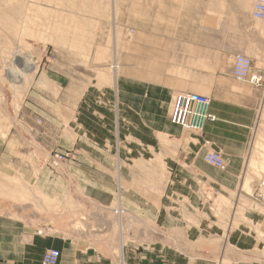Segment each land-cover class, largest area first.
Instances as JSON below:
<instances>
[{
  "label": "crops",
  "instance_id": "crops-1",
  "mask_svg": "<svg viewBox=\"0 0 264 264\" xmlns=\"http://www.w3.org/2000/svg\"><path fill=\"white\" fill-rule=\"evenodd\" d=\"M159 32L152 75L139 57L133 67L124 63L117 93L97 73L88 83L60 80L56 95L29 94L20 124L7 137L0 132V199L20 212L31 206L14 205L38 196L41 209H58L63 228L67 214L93 212L94 231L103 234L53 235L44 223L49 233L40 234L39 226L0 215V264H42L48 249L61 252L59 264H264V201L256 198L263 175H253L264 166V85L234 79L212 46L215 32L200 31L194 68L167 61L174 48ZM186 33H177L178 54L194 42ZM252 74L264 77V66L252 64ZM178 93L209 97L217 121L201 134L173 125ZM207 150L222 154L225 171L204 161ZM55 153L68 157L53 168ZM118 205L122 218L114 214ZM115 222L117 239L110 237Z\"/></svg>",
  "mask_w": 264,
  "mask_h": 264
},
{
  "label": "rangeland",
  "instance_id": "rangeland-1",
  "mask_svg": "<svg viewBox=\"0 0 264 264\" xmlns=\"http://www.w3.org/2000/svg\"><path fill=\"white\" fill-rule=\"evenodd\" d=\"M6 1L0 0V132L3 137H7L10 127L20 124L22 107L28 95L39 91L56 95L60 91V80L65 79L67 83L83 80L88 83L97 73L104 81L107 79L113 83L111 85L117 93L115 86L118 73L122 71L124 63L133 67L139 57L141 62L144 60L152 75L154 63L159 61L160 56L153 51L156 40L161 39H155V30L158 31V36L161 29L165 31L163 42L169 48H174V52L167 55V61L178 62L181 66L194 68L198 65L197 46L201 45V41L197 42L196 39L200 31L210 30L215 32L212 35L218 39L212 46L220 53L219 62L233 66L235 55L242 54L252 59L253 66H264V23L255 22L251 18L255 0ZM16 4H22V9ZM12 7L16 10L13 8V11ZM25 17L28 18L26 23ZM11 19L14 23L12 25ZM180 31L188 32L183 35L187 41L193 36L194 42L192 45H185V53L178 54V48L182 47L177 34ZM191 31L193 35L189 33ZM138 45L145 46L142 53H138ZM115 62L118 70L111 69ZM24 65L34 68L22 73ZM116 105L119 111V101L113 108ZM51 159L50 157L48 162L50 165ZM255 169L257 171L253 175L257 178L264 176V166ZM215 200L218 205L219 199ZM41 202L38 196L28 199L25 197L14 206L21 209L24 204H28L31 207L19 212L14 210L15 207L8 198H1L0 215L22 219L34 227L39 226L37 231L42 234L49 232L41 228L40 223L48 224L52 228L50 234L53 235L57 231L82 238L103 235L94 231L93 213L88 212L82 216L67 214L61 221L67 223V227L63 228L58 224V209L46 206L43 210ZM34 213V216L31 215ZM81 218L86 220L81 221ZM69 223H76L72 231L68 228ZM113 225L115 232L110 237L117 239L118 233L115 229L118 226L116 222ZM151 226L146 223L144 228L147 235L152 237Z\"/></svg>",
  "mask_w": 264,
  "mask_h": 264
},
{
  "label": "built area",
  "instance_id": "built-area-1",
  "mask_svg": "<svg viewBox=\"0 0 264 264\" xmlns=\"http://www.w3.org/2000/svg\"><path fill=\"white\" fill-rule=\"evenodd\" d=\"M251 18L255 22L264 23V0H255ZM252 60L246 55L236 54L233 58L232 76L238 82L249 83L256 88L264 85V77L252 74ZM115 62L111 69L118 70ZM212 101L210 98L195 93H179L173 98L170 121L173 125L180 127L186 132L203 133L206 124L217 121L215 114L211 112ZM206 145L210 143L206 141ZM68 155L55 154L51 157V165L56 168ZM204 161L209 165L221 170H226V163L220 153L208 150L204 154ZM256 198L264 201V176L256 189ZM118 218L125 215L120 205L114 210ZM42 234V233H40ZM61 252L57 249H48L42 257V264H59Z\"/></svg>",
  "mask_w": 264,
  "mask_h": 264
},
{
  "label": "bare ground",
  "instance_id": "bare-ground-1",
  "mask_svg": "<svg viewBox=\"0 0 264 264\" xmlns=\"http://www.w3.org/2000/svg\"><path fill=\"white\" fill-rule=\"evenodd\" d=\"M5 1H6V0H5ZM22 1H23V0H22ZM6 2H7V1H6ZM17 2H18V1H17ZM19 2H20V1H19ZM23 2H24V1H23ZM28 2H29V1H28ZM38 2H39V1H38ZM3 3H4V2H2V4H3ZM4 4H5V3H4ZM13 4H14V2H13ZM17 4H18V3H17ZM17 4H16V6H18ZM34 4H35V3H34ZM49 4H50V3H49ZM20 5H22V4H19L18 8H21ZM4 6H5V5H4ZM11 6H12V5H11ZM24 6H25V5H24ZM9 7H10V6H9ZM30 7H31V6H30ZM39 7H40V6H39ZM0 8H1V7H0ZM2 8H4V7H2ZM5 8H6V7H5ZM13 8L15 9V7H12V9H13ZM25 8H26V7H25ZM35 8H36V7H35ZM43 8H44V7H43ZM10 9H11V8H10ZM12 9H11L10 11H12ZM14 9H13V11H14ZM21 9H22V8H21ZM31 9H32V8H31ZM54 9H55V8H54ZM0 10H1V9H0ZM15 10H16V9H15ZM18 10H19V9H18ZM33 10H34V9H33ZM33 10H32V11H33ZM2 11H3V10H2ZM13 11H12V13H13ZM28 11H29V10H28ZM47 11H48V10H47ZM55 11H56V10H55ZM15 12H16V11H15ZM15 12H14V13H15ZM18 12H20V11H18ZM18 12H17V13H18ZM21 12H22V10H21ZM21 12H20V13H21ZM59 12H60V11H59ZM2 13H3V12H2ZM6 13H7V12H6ZM20 13H18V14L20 15ZM30 13H31V12H30ZM243 13H244V12H243ZM4 14H5V13H4ZM7 14H8V13H7ZM9 14H10V13H9ZM15 14H16V13H15ZM18 14H17V15H18ZM21 14H23V13H21ZM26 14H27V12H26ZM6 16H8V15H6ZM9 16H11V15H9ZM54 16H55V15H54ZM58 16H59V15H58ZM62 17H63V16H62ZM69 17H70V16H69ZM5 18H6V17H5ZM9 18H10V17H9ZM25 19H26V17H25ZM27 19H28V18H27ZM27 19L25 20V23H26ZM3 20H4V17H3ZM14 20H15V19H14ZM30 20H31V18H30ZM0 21H1V19H0ZM20 21H21V20H20ZM15 23H16V21H15ZM30 23H31V22H30ZM33 23H34V22H33ZM260 23H261V22H260ZM10 24H11V25L14 24L13 21H12V19H11V23H10ZM31 24H32V23H31ZM31 24H30V25H31ZM35 24H36V23H35ZM32 25H33V24H32ZM263 25H264V24H263ZM12 28H13V27H12ZM14 29H15V28H14ZM255 30H256V29H255ZM260 30H262V29H260ZM262 31H263V30H262ZM262 33H263V32H262ZM257 34H258V33H257ZM1 65H2V64H1ZM24 66H25V67H23V68L21 69L22 73L27 72V71H29V70H31V69L34 68V67H32L31 65H24ZM33 72H34V71H33ZM34 73H35V72H34ZM27 74H28V73H27ZM32 74H33V73H32ZM21 76H22V75H21ZM24 78H25V77H24ZM21 79H22V81H23V78H21ZM20 81H21V80H20ZM237 82H238V81H237ZM240 83H242V82H240ZM208 98H209V97H208ZM0 128H1V127H0ZM207 164H208V163H207ZM210 166H211V165H210ZM251 166H252V165H251ZM251 166H250V167H251ZM212 167H213V166H212ZM214 168H215V167H214ZM252 168H253V167H252ZM216 169H217V168H216ZM250 169H251V168H250ZM253 169H254V168H253ZM253 169H252V170H253ZM218 170H219V169H218ZM251 173H252V172H251ZM247 186H248V181L246 182L245 188H247ZM249 186H250V185H249ZM249 186H248V188H250ZM222 199H223V198H222ZM222 201L224 202V200H222ZM224 203H225V202H224ZM214 204H215V203H214ZM218 204H219V203H218ZM226 205H227V204H226ZM216 207H217V206H216ZM216 212H217V211H216ZM92 213H93V212H92ZM127 216H128V215H127ZM125 218H126V217H125ZM127 219H129V218H127ZM118 223H120V222H118ZM121 223L123 224L124 222H121ZM125 223H126V222H125ZM133 223H134V222H133ZM126 224H127V223H126ZM119 226H120V225H119ZM125 226H126V225H125ZM123 227H124V225H123ZM119 237H120V236H119ZM123 238H124V237H123ZM121 239H122V238H121ZM120 243H121V242H120ZM120 246H121V244H120ZM121 251H122V250H121ZM121 255H122V253H121Z\"/></svg>",
  "mask_w": 264,
  "mask_h": 264
}]
</instances>
